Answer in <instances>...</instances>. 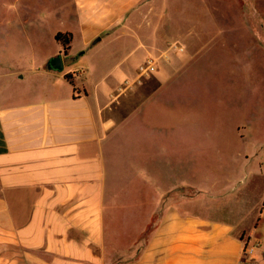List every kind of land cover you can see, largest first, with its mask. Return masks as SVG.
<instances>
[{
  "label": "rangeland",
  "instance_id": "obj_1",
  "mask_svg": "<svg viewBox=\"0 0 264 264\" xmlns=\"http://www.w3.org/2000/svg\"><path fill=\"white\" fill-rule=\"evenodd\" d=\"M71 1L0 0V104L72 88L61 75L68 69L91 89L127 74L120 82L125 91L110 101L119 123L111 132L109 172L122 202L116 200L107 219L143 220L141 199L150 196L143 186L166 192L188 185L180 193L202 190L204 199L226 206L220 216L233 218L237 204L244 210L246 199L253 201L264 251V0H154L149 15L135 24L142 23L133 30L138 35L125 38L122 57L116 62L106 57L91 73L88 53H65L48 34L28 45L15 29L39 20L27 17L28 8L69 14ZM12 8L22 10L23 22L20 17L13 23ZM58 26L52 16L50 29ZM139 35L150 38L148 43L159 41L160 48L150 52L167 57L155 71L132 80L145 62L135 49ZM58 49L65 67L48 73L46 57ZM130 61L133 69L126 71ZM105 73L108 78L101 80ZM204 199L190 207L211 213Z\"/></svg>",
  "mask_w": 264,
  "mask_h": 264
},
{
  "label": "crops",
  "instance_id": "obj_2",
  "mask_svg": "<svg viewBox=\"0 0 264 264\" xmlns=\"http://www.w3.org/2000/svg\"><path fill=\"white\" fill-rule=\"evenodd\" d=\"M153 1L72 0L69 14L28 8L27 17L39 20L15 29L32 46L44 34L56 39L58 31L72 32L64 52L88 53L91 73L106 57L112 62L122 57L125 38L138 35L133 30L142 23L135 24L149 15ZM52 16L60 24L55 29L49 27ZM20 17L23 22L22 10L12 8L13 23ZM137 37L135 49L143 61L160 54L150 52L160 48L159 41ZM58 50L46 57L48 73L58 71L47 65ZM128 64L126 71H132ZM124 77L91 89L74 76L75 85L68 80L72 88L65 91L0 104V264H264L257 208L249 199L244 210L237 204L232 218L218 215L228 208L204 199L202 190L180 193L188 185H178L164 192L143 186V193L150 192L148 200L141 199L143 220L116 224L115 218L107 219L116 200L122 202L108 152L112 128L119 123L110 101L125 91L120 89ZM107 78L105 73L100 79ZM115 89L120 91L114 95ZM197 199L206 200L211 213L191 208ZM244 230L259 242L252 254L245 253Z\"/></svg>",
  "mask_w": 264,
  "mask_h": 264
},
{
  "label": "built area",
  "instance_id": "obj_3",
  "mask_svg": "<svg viewBox=\"0 0 264 264\" xmlns=\"http://www.w3.org/2000/svg\"><path fill=\"white\" fill-rule=\"evenodd\" d=\"M175 47H177V45ZM165 53H161L158 56H148L145 59V62L140 64V66H139L140 75L149 74L152 71H155L157 69L159 60L162 57H167L165 55ZM258 244H259V242H257V241L249 240L247 245L245 246V253L248 254L250 252H253Z\"/></svg>",
  "mask_w": 264,
  "mask_h": 264
},
{
  "label": "trees",
  "instance_id": "obj_4",
  "mask_svg": "<svg viewBox=\"0 0 264 264\" xmlns=\"http://www.w3.org/2000/svg\"><path fill=\"white\" fill-rule=\"evenodd\" d=\"M56 39H58L65 48L69 47V44L72 40V32L70 31H58L55 34ZM65 76L68 78L70 82L75 85L74 73L72 71L66 72ZM75 88V86H74ZM240 237L244 240V245L246 246L248 241L250 240V235L246 234L245 230L240 233Z\"/></svg>",
  "mask_w": 264,
  "mask_h": 264
},
{
  "label": "water",
  "instance_id": "obj_5",
  "mask_svg": "<svg viewBox=\"0 0 264 264\" xmlns=\"http://www.w3.org/2000/svg\"><path fill=\"white\" fill-rule=\"evenodd\" d=\"M47 65L57 70H63L65 67L63 54L59 53L55 56H52L49 59Z\"/></svg>",
  "mask_w": 264,
  "mask_h": 264
}]
</instances>
